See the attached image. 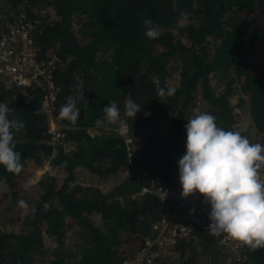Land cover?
<instances>
[{
    "label": "trees",
    "instance_id": "16d2710c",
    "mask_svg": "<svg viewBox=\"0 0 264 264\" xmlns=\"http://www.w3.org/2000/svg\"><path fill=\"white\" fill-rule=\"evenodd\" d=\"M181 11L190 13L188 20L180 17ZM257 11L264 12V0H0V29L7 23L38 19L40 24L32 33L37 57L48 59L53 54L59 59L53 83L54 114L64 136L60 142L50 141L39 90L24 94L0 84V103L13 109L9 118L25 125L14 132L15 150L21 153L22 165L46 159L49 166L65 173L61 182L47 174L39 178L40 192L34 199L18 195L20 173L0 166L10 206L21 199L29 204L18 232L0 229V264H120L132 256L163 213L162 204L151 194H138V188L144 183L170 185L185 154L187 121L202 112L215 116L225 130L237 131L234 124L246 107L255 136L239 132L252 143L264 144V70L248 66V51L264 44V19L252 15ZM146 19L159 28L157 39L145 36ZM173 60L180 63L178 84L171 86L176 93L165 102L156 88L157 84L170 87L167 78ZM210 73L227 77L219 94L209 88ZM230 75L243 94L234 105L228 102ZM129 95L141 105L132 121L124 114ZM198 95L204 107L196 113ZM68 96L80 109L77 126L58 116ZM110 101L117 103L120 118L127 121L130 157L123 137L111 128L118 124L104 119L102 109ZM145 112L151 115L145 117ZM97 119L104 122L97 126ZM133 137L139 149L133 148ZM151 148L156 153L150 154ZM64 161L66 167L61 166ZM77 168L99 180L112 179L113 188L100 192L73 183ZM142 171L151 176L140 181ZM46 202L51 207L45 213ZM92 215H97L96 223ZM71 228L82 239L75 256L64 244L65 232ZM45 238L53 241L52 248L44 247ZM201 261L264 264V249L249 251L241 246L232 254L207 231H194L161 253L156 264Z\"/></svg>",
    "mask_w": 264,
    "mask_h": 264
},
{
    "label": "clouds",
    "instance_id": "9594fccd",
    "mask_svg": "<svg viewBox=\"0 0 264 264\" xmlns=\"http://www.w3.org/2000/svg\"><path fill=\"white\" fill-rule=\"evenodd\" d=\"M179 15L184 20L190 17L187 11ZM192 23L198 26V21ZM144 24L148 39L154 40L161 35L151 19H146ZM156 93L166 102L175 95L176 89L157 84ZM140 110L141 105L129 95L124 103L125 116L132 121ZM102 111L107 123L118 124L121 128L127 125V121L120 118L115 101H110ZM11 112L13 109L6 103H0V166L18 175L23 165L21 153L15 150L14 132L25 125L19 119H10ZM79 115L80 109L73 97H66L59 109V118L77 126ZM150 115L144 113L145 117ZM103 122L97 119L95 124L100 126ZM185 128V154L178 161L181 198L199 194L203 197L202 203L210 206L207 217L210 223L205 231L211 237L225 236L249 251L264 249V144L250 142L239 131L225 130L217 125L216 117L207 112L189 119ZM61 166L66 167L67 162H62ZM30 187V184L24 185L26 191ZM17 203L19 208L29 210L27 201L21 199ZM50 207L46 202L44 212ZM30 211L34 216L35 207Z\"/></svg>",
    "mask_w": 264,
    "mask_h": 264
},
{
    "label": "built area",
    "instance_id": "2783aa9c",
    "mask_svg": "<svg viewBox=\"0 0 264 264\" xmlns=\"http://www.w3.org/2000/svg\"><path fill=\"white\" fill-rule=\"evenodd\" d=\"M39 24L38 19L22 20L7 23L0 29V84L18 88L24 94L29 89L39 90L40 106L47 118L50 141L60 142L64 136L54 114L56 88L53 83L55 63L59 59L53 54L48 59L37 57L32 33ZM111 128L123 137L127 157H130L132 139L127 126L121 128L116 125ZM128 164L130 165L129 161ZM150 176L151 174L142 171L140 181L141 177ZM138 189V194H151L155 197L162 204L163 213L151 224V232L143 239L139 249L120 264H156L161 253L174 248L178 241L189 237L192 232L205 231L210 223L207 218L210 206L202 203L203 197L193 194L186 199L181 198L178 174L168 186L144 183ZM192 209L194 211H190ZM216 243L232 254H237L241 249V246L225 236L216 237Z\"/></svg>",
    "mask_w": 264,
    "mask_h": 264
},
{
    "label": "rangeland",
    "instance_id": "374dc122",
    "mask_svg": "<svg viewBox=\"0 0 264 264\" xmlns=\"http://www.w3.org/2000/svg\"><path fill=\"white\" fill-rule=\"evenodd\" d=\"M254 17H257V19L262 20L264 19V12L263 11H257L252 14ZM173 33H176V30H173ZM248 48V47H247ZM257 49H253L252 52L248 51L250 53V59L248 60V66L249 68L259 67L264 70V44H258ZM179 60H173L169 63L170 67L169 69V76L167 78V84L171 86H175L178 84V72H179ZM229 78H232V82L230 86L232 87V95L228 96V102L231 105H234L237 100V96H243L242 90L240 88V85L237 81H235L234 77L232 75L229 76ZM227 82V77L221 76L218 77L216 73H210L209 79H208V85L211 91L214 94H219L223 91V88H225V83ZM201 99V96H197V101ZM204 107V102H197L196 107H194L193 111L198 113L201 109ZM243 110L240 111L237 122L234 124V128L237 131H241L244 134L246 133L249 136H255V131L252 126H249V120H248V111L246 107L242 108ZM107 129L109 128L106 126ZM88 132L92 133L94 132L93 129H90ZM133 148L139 149L138 140L133 137ZM66 149H69L70 146L65 145ZM150 154L156 153L153 148L149 151ZM48 161L46 159H42L40 163H35L31 161H25L23 164V168L19 174V177L17 179V189H18V195L22 197H30V198H36L39 194V189H37L36 181L41 178L44 175L54 176L58 182H61L63 178L65 177V173L62 172L60 169H57L55 167H51L47 163ZM74 179L73 183L81 186V187H92L98 189L100 192H106L109 191L114 186V182L112 179L107 180H99L96 175H93L91 173H88L86 171H83L82 169H75ZM153 176V174H152ZM109 181H111L109 183ZM108 182V183H107ZM113 182V183H112ZM25 184H30L31 187L26 191L24 189ZM10 200L8 196V189L4 185V182L0 181V213L3 217H0V229L10 232H18L19 230V223L24 216L26 210L21 209L18 207V203L12 204L10 206ZM8 220L11 222L9 223ZM91 220L93 222H97V215H92ZM64 244L66 245V248H70V252L73 254V256L77 255L78 246L82 245V239L80 233L77 232L76 229L71 228L68 229L65 232L64 236ZM51 246V247H50ZM54 246L53 241L49 238L44 239V247H50L52 248ZM76 246V247H75ZM40 259L44 260L45 255L39 256ZM167 258V257H166ZM168 263V260H165ZM165 263V262H164ZM200 264H205L204 261H201Z\"/></svg>",
    "mask_w": 264,
    "mask_h": 264
}]
</instances>
